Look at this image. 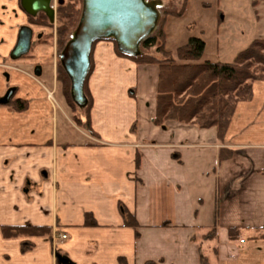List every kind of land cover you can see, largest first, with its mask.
Returning a JSON list of instances; mask_svg holds the SVG:
<instances>
[{
    "label": "crops",
    "instance_id": "1",
    "mask_svg": "<svg viewBox=\"0 0 264 264\" xmlns=\"http://www.w3.org/2000/svg\"><path fill=\"white\" fill-rule=\"evenodd\" d=\"M41 1L0 0V98L12 89L28 104L18 112L0 102V264H62L58 255L68 264H201L202 253L210 264H264V81L238 104L224 140L214 127L157 126L158 67L99 41L87 81L93 137L74 123L57 77L56 14L45 16L49 26L31 22ZM24 26L30 51L12 59ZM25 226L51 233L3 234Z\"/></svg>",
    "mask_w": 264,
    "mask_h": 264
},
{
    "label": "trees",
    "instance_id": "2",
    "mask_svg": "<svg viewBox=\"0 0 264 264\" xmlns=\"http://www.w3.org/2000/svg\"><path fill=\"white\" fill-rule=\"evenodd\" d=\"M186 6L184 8V11ZM82 12V0H67L57 10V50L58 56L76 29ZM179 17L184 15L177 14ZM36 22L35 20H32ZM49 25L48 22H42ZM153 34L142 43L143 55L131 58L121 54L113 40L116 53L124 58L134 60L139 64L156 65L159 69L157 111L154 124L162 126L168 122H177L183 125H195L200 129L216 128L220 140H224L229 129L236 108L241 102L253 99V83L264 81V40H255L243 52L239 53L231 64L203 61L207 44L198 37H190L187 43L176 50V57L166 49L165 34ZM160 43V44H159ZM96 44V43H95ZM94 44V45H95ZM155 49V53L151 52ZM158 54L161 56H158ZM93 71V63L90 74ZM89 74V76H90ZM88 76V78H89ZM58 79L63 85V93L73 109V121L78 128L93 137H97L91 120L93 101L87 89L85 92L89 100L84 110V118L76 112L78 107L74 104L70 93V80L61 64H58ZM16 111L23 112L28 109L25 101L14 102ZM80 110V109H79ZM222 155L221 159H226ZM139 160H137V168ZM125 225L138 228L136 218L125 208L121 207ZM86 225L94 226L91 215L86 216ZM215 229L205 236L213 239ZM236 230H230L234 237ZM51 233L48 227H5V237L44 236ZM264 238V234L261 236ZM32 245L25 243L23 251ZM201 264H210L206 254L201 255Z\"/></svg>",
    "mask_w": 264,
    "mask_h": 264
},
{
    "label": "water",
    "instance_id": "3",
    "mask_svg": "<svg viewBox=\"0 0 264 264\" xmlns=\"http://www.w3.org/2000/svg\"><path fill=\"white\" fill-rule=\"evenodd\" d=\"M51 1L42 0L31 15L35 17L41 12L54 22ZM158 4L160 2L147 0H82L79 23L60 54V64L70 80L72 101L79 109L84 110L89 105L85 86L92 67L94 44L113 40L121 54L131 58L142 56V43L153 36L161 21ZM32 34L28 26L21 29L12 59L30 51ZM58 260L62 264L69 263L61 255Z\"/></svg>",
    "mask_w": 264,
    "mask_h": 264
},
{
    "label": "rangeland",
    "instance_id": "4",
    "mask_svg": "<svg viewBox=\"0 0 264 264\" xmlns=\"http://www.w3.org/2000/svg\"><path fill=\"white\" fill-rule=\"evenodd\" d=\"M161 1V21L154 34H165L166 49L174 57L190 37H198L207 44L203 61L231 64L253 41L264 40V0ZM57 25L56 19V36ZM53 98L51 102L57 105L54 93ZM84 110L76 113L84 118Z\"/></svg>",
    "mask_w": 264,
    "mask_h": 264
},
{
    "label": "flooded vegetation",
    "instance_id": "5",
    "mask_svg": "<svg viewBox=\"0 0 264 264\" xmlns=\"http://www.w3.org/2000/svg\"><path fill=\"white\" fill-rule=\"evenodd\" d=\"M66 1L67 0H52L51 1V7L55 10L56 16H57V10H58V8L60 6H63ZM42 14L43 15H39V16L37 15L35 17H32L31 18V22L34 23V24H39V25H42L43 24L42 22H44V21L45 22H48L45 19V16H47V15L44 14V13H42ZM32 20H35L36 22H34ZM48 24H49V22H48ZM24 27H26V26H24ZM14 96H15V91L12 90V89H10V90H8V92L5 94V96L3 98H0V102L3 103V104H9L10 106H13L14 107V102L17 101V100H19V99H14Z\"/></svg>",
    "mask_w": 264,
    "mask_h": 264
},
{
    "label": "built area",
    "instance_id": "6",
    "mask_svg": "<svg viewBox=\"0 0 264 264\" xmlns=\"http://www.w3.org/2000/svg\"><path fill=\"white\" fill-rule=\"evenodd\" d=\"M147 1L150 2V0H147ZM152 1L160 2V4L157 5V8L160 9V10L163 9V3H162L161 0H152ZM47 96H48V99H49V100H54V98H53V93H52V92H51V93H48ZM66 238H67V235H65V234H63V235L61 236V239H63V240H65Z\"/></svg>",
    "mask_w": 264,
    "mask_h": 264
}]
</instances>
